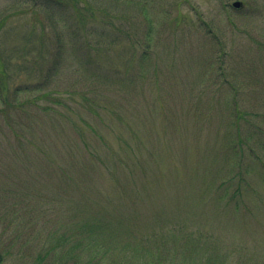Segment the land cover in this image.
I'll list each match as a JSON object with an SVG mask.
<instances>
[{
  "label": "rangeland",
  "instance_id": "rangeland-1",
  "mask_svg": "<svg viewBox=\"0 0 264 264\" xmlns=\"http://www.w3.org/2000/svg\"><path fill=\"white\" fill-rule=\"evenodd\" d=\"M109 35L125 41L95 45ZM63 53L47 82L73 96L8 108ZM0 62L26 76L0 92V244L13 264H74L70 250L84 264H205L204 244L220 264H264V149L254 138L242 163L227 154V92L186 103L209 79L239 81L242 109L264 126V0H0ZM85 86L107 112L89 111ZM214 101L210 124L181 133Z\"/></svg>",
  "mask_w": 264,
  "mask_h": 264
},
{
  "label": "trees",
  "instance_id": "trees-1",
  "mask_svg": "<svg viewBox=\"0 0 264 264\" xmlns=\"http://www.w3.org/2000/svg\"><path fill=\"white\" fill-rule=\"evenodd\" d=\"M125 40L121 39L118 36H114V35H109L106 37H102V40L98 41L97 46L101 47L103 45H110L114 46L115 42H123ZM46 43V41L44 42ZM47 44V43H46ZM84 44L85 46L89 45L91 47L90 41L86 38V42L84 40ZM56 53V52H55ZM54 53V54H55ZM65 53H63L61 56L59 55L54 61V63L52 64V67L46 72L44 73L43 71H41L40 74V79H38L37 81H30V80H22L20 84H18V86L15 87V89H12V92L15 96V103L14 104L12 101H10V99L8 100V108H14V109H21V110H26V108L28 110H34V108H36L38 106V101L40 100H45L50 102L51 104H53L54 106H58L59 104H62L63 101L61 98L64 97V94H67L68 96H73V92H69V91H60V90H53L50 89V85H48V79H50L51 77H53L54 75L57 74V72H59L61 66H63L62 62H63V58H64ZM149 55V53H146L145 56ZM51 57V56H50ZM42 58V57H41ZM4 62V61H3ZM18 68H20L18 70ZM14 71L8 70L6 67H4V64L0 62V81L2 82V85L0 86V92H2V90H6V92L9 90L10 88V81L13 78H22V77H26L24 74V70L21 67H17L14 66L13 68ZM156 71V70H155ZM157 73V72H156ZM235 75V74H234ZM29 76V75H28ZM236 76V75H235ZM212 77V74L211 76ZM238 77V76H237ZM120 80V79H117ZM8 82V86H6V83ZM241 82L239 81H234V82H223V84L221 85H214L215 82L212 81L211 79H209V82H205V86H199L198 89V93H200V97L197 98V94H193V96L189 97V99H187V102H190V104L192 103L193 106L197 105V103L203 104L205 103V100H217V98H215L214 96L206 99V97H203L204 95H206L205 93L208 92L211 88H215L216 91H214V93H218L219 91H223V92H227V95H225V97L223 99H220L221 97L219 96V99L217 101H219L221 103V107H220V111L222 109V105L224 104L227 109L229 114H231V117L228 115L227 116V120L225 121V127L226 129L224 130L225 132L227 131V135L225 136L226 139H228V146H229V150H226L227 154L230 153H235L236 157H237V161L236 163L239 162H243L245 160V156L244 153L247 152L248 154L250 153V156L252 155V151H254V147L253 145V139L256 138L257 142L259 143V148H263L264 149V126H262L260 124V121L256 123L255 120L258 121V119H256V115L255 114H250L248 112L250 111H244L242 109V104L239 101V94H240V90L238 91V93H234V90L236 89L235 87L239 86ZM207 85V86H206ZM210 85V86H208ZM209 87V88H208ZM250 89V88H248ZM122 90V87H121ZM76 92V91H75ZM25 93H29L31 96L32 95H37L34 99H25L23 101L20 100L21 95H24ZM77 93L80 94L81 98L84 100L86 107L89 109V111H91L92 113H100L101 111L107 112V108L104 104L96 101L95 99L92 98L91 96V90L89 88H86V86L84 87L83 90L81 91H77ZM203 94V95H202ZM67 97V96H66ZM10 98V97H9ZM195 99V100H194ZM194 101V102H193ZM259 104H263L264 103H260L257 100H254ZM216 101L209 103V106L207 104H204L203 107L207 106L208 112H209V117H205L204 119H202L201 121H198L201 117L197 116L194 117V119H192L191 117L186 119V120H181V133L183 132V130H185L184 132H188L191 133L193 132L194 129H198L199 127L200 129L203 126V122L204 120L207 122V124H210L211 121V110L213 109V106L215 104ZM161 106V103H158V106ZM68 111L69 108L65 107ZM202 108V106L199 105L198 107V111H200V109ZM204 112V111H202ZM262 119L264 118V114H262ZM258 118V117H257ZM163 121V126H164V119L159 118ZM158 120V118H152L150 120H148L149 122H151V125L154 124V121ZM144 123H147V120L143 121ZM192 122L194 123V125L192 124ZM80 128V127H79ZM137 128V127H136ZM173 128H178L177 126L174 125ZM236 128L234 135L232 134V130ZM81 129V128H80ZM131 129V128H130ZM164 129L165 126H164ZM252 130V132L250 131V135H248L247 138H244V132L245 130ZM84 130V129H82ZM10 131L15 134V137H17L18 139H23V134L24 132L19 133L15 128L10 127ZM132 131V129H131ZM223 131V132H224ZM220 132V133H223ZM229 132V133H228ZM136 138V141L141 143V140L139 138L138 134L134 135ZM224 136V135H223ZM84 142V141H83ZM247 142H249L247 144ZM226 159V158H225ZM227 161H229L228 159H226ZM258 162V165L261 166V168L264 170V158H259L257 156L256 159ZM255 160V161H256ZM121 163V162H120ZM241 175V174H240ZM241 181L243 180V178H240ZM160 213H163V211H161ZM176 231H173L172 234H175ZM159 236L154 235L155 239H157V237H160L161 239H157V240H165V238L167 237V234L164 233H158ZM179 233H177L178 235ZM203 233H201L200 235H202ZM205 235V234H203ZM170 237H173L175 239V236L171 235ZM204 239H211L210 237H205ZM84 240V239H83ZM146 240V239H145ZM13 241V240H12ZM69 239L67 238L66 240H62V243H66L68 242ZM151 241V240H150ZM14 242V241H13ZM177 243L182 242L181 240H176ZM60 243V240H59ZM60 245V244H59ZM58 245V247H59ZM214 246V248H212ZM77 245L73 246L74 250L77 249ZM204 247H206L208 250V254L206 256L207 260L205 261V264H218L219 261L216 259H214L213 254L216 253L217 251V247H215V245L211 244V245H207L204 244ZM7 247H5L4 245L0 244V264H7V262L9 261L11 264H13L11 262V260L13 259V254L11 251H8V249H6ZM86 249H88L90 252H93V254L91 255V257H98V246L96 244H94L93 242L89 241L86 243ZM144 252H149V254H152L156 259L157 257L155 256L154 252L145 247L143 248ZM105 253H107L108 251L105 249L104 250ZM65 254H67L69 257L67 258H74V264H84V261L77 256H70L71 254V250L70 253L69 251H65ZM199 252L197 251L196 256L197 257L199 254ZM203 253L205 254V249L203 250ZM84 255V254H82ZM51 257L55 256V247L53 248L52 252L50 253ZM184 256V260H190V258H192L193 256H188L187 252L185 254H183ZM66 258V259H67ZM125 258V257H124ZM188 258V259H187ZM91 259V258H90ZM133 260L135 258H132ZM15 260V259H14ZM20 260V259H19ZM78 260H81L80 263H77ZM17 264H20L18 262V260H15ZM218 262V263H217ZM45 263V261L43 260V258H40V263L42 264ZM148 262H146L147 264ZM87 264H94L91 262H88ZM130 264V263H129ZM155 264V262H154ZM220 264V263H219Z\"/></svg>",
  "mask_w": 264,
  "mask_h": 264
},
{
  "label": "water",
  "instance_id": "water-1",
  "mask_svg": "<svg viewBox=\"0 0 264 264\" xmlns=\"http://www.w3.org/2000/svg\"><path fill=\"white\" fill-rule=\"evenodd\" d=\"M234 6H235V7H239V6H240V3H239V2H235V3H234Z\"/></svg>",
  "mask_w": 264,
  "mask_h": 264
}]
</instances>
